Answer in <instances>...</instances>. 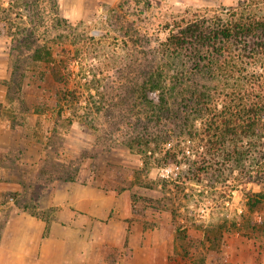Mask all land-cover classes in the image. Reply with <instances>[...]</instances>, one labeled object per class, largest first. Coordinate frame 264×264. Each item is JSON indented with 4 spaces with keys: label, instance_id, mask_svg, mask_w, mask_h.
I'll return each mask as SVG.
<instances>
[{
    "label": "rangeland",
    "instance_id": "obj_1",
    "mask_svg": "<svg viewBox=\"0 0 264 264\" xmlns=\"http://www.w3.org/2000/svg\"><path fill=\"white\" fill-rule=\"evenodd\" d=\"M10 1L0 0V65L9 72L0 78V121L6 125L0 163L6 165L8 178L23 180L24 189L9 190L7 198L34 209L37 201L52 199L64 181L98 183L108 193L129 199L131 227L141 233L159 230L152 237L173 247L171 260L177 255L181 264H264V181L254 161L242 173L224 166L203 182L188 180L198 140L182 142L179 136L167 144L138 143L127 128H113L115 119L106 109L125 95L122 86L129 85L130 60L160 48L168 26L197 19L217 25L245 9L263 15L264 0H86L83 14L65 16L60 10L68 22L65 31L50 26L46 0L40 6L42 26L31 22L25 0L13 1L16 12L4 10ZM74 2L66 0L67 11ZM5 21L14 28L3 29ZM47 27L50 33H44ZM29 29L43 38L56 33L61 37L60 44L41 57L31 45L25 47L33 56L25 66L23 57L13 54L12 31H21V38ZM48 55L62 59L61 65L71 61L69 80L53 75ZM246 61L238 58V69L216 73L214 79L198 77L221 108L231 95L245 94L251 85L246 77L262 71V60ZM186 69L182 61L179 70L166 69L169 86L178 71L185 72L181 83H189ZM249 144L254 152L260 148L256 138ZM173 145L186 149L178 162L165 164L161 150ZM249 171L254 179L246 182ZM252 202L257 205L251 207Z\"/></svg>",
    "mask_w": 264,
    "mask_h": 264
},
{
    "label": "trees",
    "instance_id": "obj_2",
    "mask_svg": "<svg viewBox=\"0 0 264 264\" xmlns=\"http://www.w3.org/2000/svg\"><path fill=\"white\" fill-rule=\"evenodd\" d=\"M13 1L4 10L16 12ZM46 1L51 8L50 26L65 31L68 22L59 13V0ZM26 2L30 5L31 22L42 26L43 12L40 6L44 0ZM176 24L173 28L167 27L170 31L160 48L147 53L146 58L136 56L130 60L129 85L122 86L125 95L118 103L114 101L111 107L106 108L109 112H106L107 115L115 119L113 128L116 131L127 128L130 136L140 139L138 143L143 142L148 146L155 142L167 144L179 136L184 138L182 142L198 140L196 147H193L196 157L190 159L186 171L188 180L203 182L213 173L222 172L224 166H229L226 169L231 170L240 168L242 173L254 161L258 166V177L264 181V14L246 12L245 9L217 25L207 24L206 20L200 19ZM2 25L3 29L14 28L13 25L7 26V21ZM12 32L13 54L22 56L24 63L33 58L31 50L41 57L45 50L50 54V50L60 44L58 39L61 36L58 33L50 34L49 38L44 35L49 43L31 29L26 37L21 38V31ZM44 33H50V28L47 27ZM30 45L31 50L25 49ZM23 46L24 51L20 52ZM237 57L242 61L247 59L248 63L250 60H262V71L254 73L257 75L253 78L246 77L251 85L245 94L239 92L238 95H231L230 102L224 100L221 108L220 101L212 91L204 88L205 82H200L198 77L206 74L214 79L216 73L223 75L228 69H238ZM45 59L58 80L66 82L71 78V61L61 65L62 59L52 55ZM181 61L187 68L189 83H181L180 75L185 72L178 71L177 80H171L172 85L169 86L165 71L172 68L179 70ZM21 64L20 59L15 61L16 67L20 68ZM62 69L67 71L66 75L61 73ZM198 121L200 126H197ZM253 138L260 141V148L256 152L249 147ZM184 148L176 145L164 147L161 150L165 156L164 163L178 162L179 153ZM250 172L246 174V182L254 179ZM256 205L257 202L251 203V207Z\"/></svg>",
    "mask_w": 264,
    "mask_h": 264
},
{
    "label": "crops",
    "instance_id": "obj_3",
    "mask_svg": "<svg viewBox=\"0 0 264 264\" xmlns=\"http://www.w3.org/2000/svg\"><path fill=\"white\" fill-rule=\"evenodd\" d=\"M60 2L65 16L88 10L86 0H75L69 11L66 0ZM8 76L6 66L0 65V78ZM4 123L0 121V151ZM6 171L0 163V264H181V257L169 258L173 247L167 241L153 239L158 229L141 233L131 227L129 199L108 193L98 183L64 181L52 199L37 201L34 209L39 212L33 213L19 199L7 198L9 190L24 185L18 177L8 178Z\"/></svg>",
    "mask_w": 264,
    "mask_h": 264
},
{
    "label": "built area",
    "instance_id": "obj_4",
    "mask_svg": "<svg viewBox=\"0 0 264 264\" xmlns=\"http://www.w3.org/2000/svg\"><path fill=\"white\" fill-rule=\"evenodd\" d=\"M168 170H169V172H171L173 169L170 168V169H168Z\"/></svg>",
    "mask_w": 264,
    "mask_h": 264
}]
</instances>
